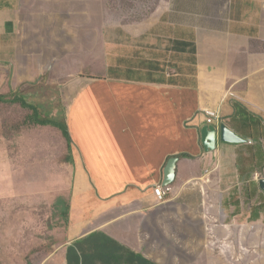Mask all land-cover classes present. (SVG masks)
I'll list each match as a JSON object with an SVG mask.
<instances>
[{
    "label": "crops",
    "instance_id": "obj_1",
    "mask_svg": "<svg viewBox=\"0 0 264 264\" xmlns=\"http://www.w3.org/2000/svg\"><path fill=\"white\" fill-rule=\"evenodd\" d=\"M23 3L0 0L14 93L42 77L36 42L56 47L64 31L47 22L39 36ZM104 24L82 43L86 69L53 81L70 150L53 125L24 126L18 139L19 155L61 159L69 173L63 264H264V0H163L109 46ZM207 111L246 142L218 135L207 152ZM172 157V193L158 202Z\"/></svg>",
    "mask_w": 264,
    "mask_h": 264
},
{
    "label": "rangeland",
    "instance_id": "obj_2",
    "mask_svg": "<svg viewBox=\"0 0 264 264\" xmlns=\"http://www.w3.org/2000/svg\"><path fill=\"white\" fill-rule=\"evenodd\" d=\"M162 1L24 0V14L26 17L32 15L37 18L34 27L39 36L46 32L47 22H56V30L64 31L58 36L56 47L44 46L45 41H40V46H37L36 42L33 50L39 55L34 58V62L39 59L42 77L35 84L15 90L18 93H32L29 98H23L32 108L22 107L19 103H0V264H63L62 247L68 224L66 206L70 176L61 159L55 163L43 154L26 157L24 154L19 155L18 149L21 146L18 139H25L21 135L24 130L22 127L34 124L27 120V116L32 114V110L41 117L47 116L48 120H51L49 117H55L53 120L59 122L62 118L60 110L64 107L60 88L64 85L53 81L67 75L73 76L79 69H86L83 55L85 46L82 45L85 36L97 33L105 22L104 33L108 46L115 40L129 41L130 28L144 23ZM60 26L62 27L59 28ZM88 33L90 34L87 35ZM86 48L91 49L89 46ZM4 59L6 58L0 55V95L11 97L14 93L11 82L13 66L4 63ZM45 133L47 132L28 135L33 138L37 136L39 142L41 140L44 143L48 138ZM59 148L60 152L64 149L61 142ZM172 185L173 183L168 186L161 184L164 188H172ZM258 210L255 206L251 212ZM236 256L240 255L229 258H233L235 264H241Z\"/></svg>",
    "mask_w": 264,
    "mask_h": 264
},
{
    "label": "water",
    "instance_id": "obj_3",
    "mask_svg": "<svg viewBox=\"0 0 264 264\" xmlns=\"http://www.w3.org/2000/svg\"><path fill=\"white\" fill-rule=\"evenodd\" d=\"M218 135L220 140L229 144H242L246 140L233 132L225 124L219 127L213 125H206L201 130V141L204 149L208 151H214L217 145ZM178 157H172L164 168V179L162 182L163 186H168L174 183L176 178ZM260 188L264 192V178L259 181Z\"/></svg>",
    "mask_w": 264,
    "mask_h": 264
},
{
    "label": "trees",
    "instance_id": "obj_4",
    "mask_svg": "<svg viewBox=\"0 0 264 264\" xmlns=\"http://www.w3.org/2000/svg\"><path fill=\"white\" fill-rule=\"evenodd\" d=\"M30 96L26 92L12 93L11 97L0 95V103H11V104L19 103L22 107L30 109L32 107L30 105H28L23 100V98L24 99L27 98V97L29 98ZM31 113L32 114H30V116L27 117L28 121L31 120L34 123V125H41V126L53 125V126L57 127L62 132L63 136L65 137V139H66V141L68 143V149L70 150L72 141H71V137H70V134H69L68 126L65 123L64 117H62L59 122H55L53 120L55 117H49V118H51V120H48L47 116L41 117V116L36 114V111L33 112L31 110ZM32 116L34 117V119H30V117H32ZM71 157L72 156L69 155L67 157V159L69 161L73 162Z\"/></svg>",
    "mask_w": 264,
    "mask_h": 264
},
{
    "label": "built area",
    "instance_id": "obj_5",
    "mask_svg": "<svg viewBox=\"0 0 264 264\" xmlns=\"http://www.w3.org/2000/svg\"><path fill=\"white\" fill-rule=\"evenodd\" d=\"M231 97H233V93L230 91L228 93ZM206 124L207 125H215L216 122H218L220 116L217 111H207L206 112ZM172 193L171 187H162L161 185H157L154 188V194L156 196V199L158 202H164L167 197Z\"/></svg>",
    "mask_w": 264,
    "mask_h": 264
}]
</instances>
